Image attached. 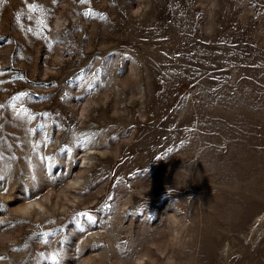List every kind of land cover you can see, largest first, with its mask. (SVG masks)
Masks as SVG:
<instances>
[{"label": "rangeland", "instance_id": "1", "mask_svg": "<svg viewBox=\"0 0 264 264\" xmlns=\"http://www.w3.org/2000/svg\"><path fill=\"white\" fill-rule=\"evenodd\" d=\"M0 264H264V0H0Z\"/></svg>", "mask_w": 264, "mask_h": 264}, {"label": "bare ground", "instance_id": "2", "mask_svg": "<svg viewBox=\"0 0 264 264\" xmlns=\"http://www.w3.org/2000/svg\"><path fill=\"white\" fill-rule=\"evenodd\" d=\"M132 66V65H131ZM130 68V67H129ZM135 70V69H134ZM133 72V71H132ZM89 101H90V99H89ZM88 101V102H89ZM87 104V109H88V107H90V104L91 103H86ZM86 109V110H87ZM87 113V112H86ZM80 114V113H79ZM79 121V120H78ZM80 122V121H79ZM82 123H84V122H82ZM102 140L104 139V138H101ZM101 139H100V141L99 142H101ZM99 142H97V143H99ZM96 143V144H97ZM103 143V142H102ZM82 144L81 143H78L77 144V146L80 148V146H81ZM92 145V144H91ZM95 146H97V145H95ZM89 147V146H88ZM80 151H88V152H85V153H83V155L81 156V163L83 164L82 165V168H85V164L86 163H89V161H91V159H92V155H94V154H96V152L95 151H99L97 148H91V149H89V148H83L82 150H80ZM89 166V165H88ZM80 167V166H79ZM91 167V166H90ZM86 168H87V166H86Z\"/></svg>", "mask_w": 264, "mask_h": 264}, {"label": "snow or ice", "instance_id": "3", "mask_svg": "<svg viewBox=\"0 0 264 264\" xmlns=\"http://www.w3.org/2000/svg\"><path fill=\"white\" fill-rule=\"evenodd\" d=\"M53 2H55V0H53ZM80 2H81V3H84L85 0H80ZM38 8H39L40 11H43V9L40 8L38 5H32V6L30 7V10H31V11H36ZM85 15H91V13H90V12H89V13H85Z\"/></svg>", "mask_w": 264, "mask_h": 264}]
</instances>
